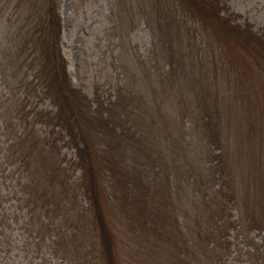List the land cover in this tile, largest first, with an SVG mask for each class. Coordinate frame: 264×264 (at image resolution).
<instances>
[{"label": "trees", "instance_id": "1", "mask_svg": "<svg viewBox=\"0 0 264 264\" xmlns=\"http://www.w3.org/2000/svg\"><path fill=\"white\" fill-rule=\"evenodd\" d=\"M44 1L39 6L37 0H19L29 8L34 4V11L25 18L27 27H18L12 39L0 43V81L4 85L0 125L8 134L11 163L29 166L36 160L38 146L45 151L48 143L50 153L41 156L46 162L56 157L58 151L51 141L45 142L46 136L35 131L37 123L57 128L53 134L61 138L64 133L77 152L79 185L99 233L100 264L122 263L120 237L108 215L115 208L130 229L135 228L134 232L127 229L126 234L149 242L172 239L180 245L182 238L178 237L188 234V229L179 219L181 206L173 202L188 185L197 201L199 192L207 193L201 201L205 216L201 230L217 261L238 264L235 261L245 255L246 264H264V227L249 225L258 241L251 238L247 242L225 145L232 138L239 141V126L230 119L240 105L236 98L254 104L256 88L264 83L263 29L238 23L240 16L226 0H137L152 39L150 55L141 66L148 87L137 101V76L127 60L122 73L131 78L132 88H127V81L113 98H89L74 86L68 72L57 0ZM175 27L186 32L174 37ZM187 38L190 44H186ZM224 77L232 83V97L222 87ZM175 83L182 95L169 101ZM36 96L49 99L56 112L26 111L25 101ZM248 115L249 135L263 141L264 124L255 127ZM186 167L188 171L183 170ZM172 170L176 175H171ZM160 178L168 184L159 185ZM245 178L253 180L250 175ZM26 202L32 203V197ZM17 210L13 209L12 217H18ZM13 222L11 218L7 226ZM3 229L1 226L0 255L4 261L11 246L3 238ZM61 240L58 234L51 242L57 250L62 249ZM59 257V263L49 259V264H61L62 254Z\"/></svg>", "mask_w": 264, "mask_h": 264}, {"label": "rangeland", "instance_id": "2", "mask_svg": "<svg viewBox=\"0 0 264 264\" xmlns=\"http://www.w3.org/2000/svg\"><path fill=\"white\" fill-rule=\"evenodd\" d=\"M226 1L233 12L240 16L237 17L238 23L264 31V0ZM21 2L24 5L25 1ZM42 2L45 4L44 0H37L39 6ZM23 5L19 0H0V43L12 39L11 34L18 27H27L25 18L34 11V4L30 8ZM57 5L63 25L62 52L74 86L89 98H113L122 83L129 81L127 88H132L131 78H125L122 73L125 70L123 62L129 60L137 76L134 83L140 95L138 101L144 88L148 87L146 79L142 78L141 66L150 55L152 39L137 0H57ZM185 32L183 28L178 30L175 27L173 36L178 38ZM188 39L185 40L186 44H190ZM222 82L223 89L232 97V83L226 77ZM174 85L169 101L176 100L181 94L178 90L180 85ZM3 87L0 81V92ZM256 91L258 100H252L258 105L257 108L249 101L246 103L236 98L240 105L236 106L237 115H230V119H234L239 126V141L232 138L225 144L228 171L233 180L234 196L239 201L238 214L242 216V233L247 242L251 238L253 242L258 241V237H255L257 233L255 235L248 230L249 225L259 226L255 224L258 223L264 227V140L253 139L247 123L250 113L255 127L264 124V83L259 84ZM25 105L29 113L39 110L50 114L56 112L50 100L44 96L40 99L37 96L29 98ZM34 129L46 136L43 137L45 142L51 141L55 152H58L56 157L46 162L41 155L50 153V145L48 143L45 151L39 145L38 150L34 151L37 154L33 152L36 160L23 167L19 161L11 163L12 150L6 143L8 134L0 125V227H4L3 238L11 246L4 261L0 255V262L49 264V259H53L52 262L59 263V255L62 254L61 264H100L99 233L84 198V188L79 185L81 170L76 165V149L63 132L62 138L57 133L54 135L53 132L58 129L50 124L40 122ZM184 169L188 171L187 167ZM13 171L16 173L13 174ZM171 175H176L174 170ZM245 175H250L253 180L250 182ZM173 180L176 187L177 180ZM158 183L168 184L167 179L162 181L161 178ZM183 189L182 197H177L173 202L181 206L179 219L188 229V234L183 233V237L179 235L178 238H182L180 245L172 239L149 242L132 237L126 231L134 232L135 228L130 229L125 216L116 208L113 211L115 216L112 210L108 213L110 226L121 240H117L118 244L121 242V264H220L207 244L206 234L201 230V226L205 225L201 201L207 193L205 190L199 192L197 201L198 196L193 194L191 185ZM175 190L177 193L178 188ZM30 197L32 203L26 202ZM13 209H18L16 218L12 217ZM11 218L14 222L7 226ZM58 234L62 238V249L57 250V246L51 242ZM228 259L232 261V256H228ZM245 259L243 255L235 263L244 264L247 262Z\"/></svg>", "mask_w": 264, "mask_h": 264}]
</instances>
